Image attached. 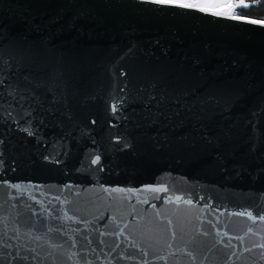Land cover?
<instances>
[{
  "label": "water",
  "instance_id": "95a60500",
  "mask_svg": "<svg viewBox=\"0 0 264 264\" xmlns=\"http://www.w3.org/2000/svg\"><path fill=\"white\" fill-rule=\"evenodd\" d=\"M247 20L0 0V264H264Z\"/></svg>",
  "mask_w": 264,
  "mask_h": 264
},
{
  "label": "snow or ice",
  "instance_id": "6c2138e0",
  "mask_svg": "<svg viewBox=\"0 0 264 264\" xmlns=\"http://www.w3.org/2000/svg\"><path fill=\"white\" fill-rule=\"evenodd\" d=\"M140 4L153 5L159 9H179L187 12H198L213 17H222L230 20L246 19L236 14L237 8H248L244 0H138ZM248 23H258L254 20H247ZM3 82L0 81V84ZM152 99H156L152 97ZM113 111L116 106L113 105ZM32 133L29 132V135ZM99 160V157H97ZM96 162V161H94ZM18 187V186H17Z\"/></svg>",
  "mask_w": 264,
  "mask_h": 264
},
{
  "label": "trees",
  "instance_id": "16d2710c",
  "mask_svg": "<svg viewBox=\"0 0 264 264\" xmlns=\"http://www.w3.org/2000/svg\"><path fill=\"white\" fill-rule=\"evenodd\" d=\"M238 16L243 18H251L254 20H264V4L256 8L250 9L249 11H238ZM263 17V18H262Z\"/></svg>",
  "mask_w": 264,
  "mask_h": 264
},
{
  "label": "rangeland",
  "instance_id": "374dc122",
  "mask_svg": "<svg viewBox=\"0 0 264 264\" xmlns=\"http://www.w3.org/2000/svg\"><path fill=\"white\" fill-rule=\"evenodd\" d=\"M244 2L247 3L249 5V7L248 8H237L235 10V12H236L237 15H238V11H245V12H247L250 9L256 8V7L261 6L262 4H264V0H244ZM246 19L254 20V19H251V18H246ZM255 21L264 22V20H255Z\"/></svg>",
  "mask_w": 264,
  "mask_h": 264
}]
</instances>
